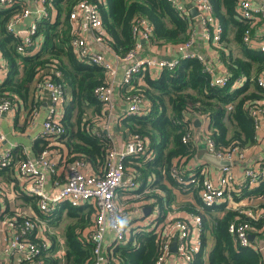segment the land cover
<instances>
[{
    "label": "trees",
    "instance_id": "16d2710c",
    "mask_svg": "<svg viewBox=\"0 0 264 264\" xmlns=\"http://www.w3.org/2000/svg\"><path fill=\"white\" fill-rule=\"evenodd\" d=\"M79 1L52 0L48 7L49 15L35 21L34 47L27 48L24 53L18 49L22 44L21 35L8 30L9 23L24 12V2L17 0L10 7L0 4V54L6 72V79L0 84V96L10 99L13 105H26L33 84L47 76L55 77L52 71H58L66 95L70 91L62 118L65 133L55 140L63 155L60 165L82 160L100 174L114 144L103 129V123L106 124L109 118L108 113L94 91L106 83L108 71L100 65L79 59L72 47L74 34L70 13ZM88 1L98 4L106 31L105 42L120 58H124L135 45L133 26L137 18H145L151 24L153 34L150 43L155 46L166 44L175 48L187 42L195 25L196 17H183L169 0ZM209 1L215 17L223 26L222 40L213 47H217L226 69L224 73L230 78L226 86L212 85L213 78L206 71L203 61L178 55L175 57L178 64L174 69L163 68L157 75L147 69L135 77L131 86L119 87L123 99L131 95L142 97L144 110L120 115L117 131L123 132L125 142L136 135L146 138L148 149L153 152L150 160L137 157L126 162L127 168L137 173L140 181V187L127 194L126 201L146 203L150 200L147 205L154 211L158 208L161 211L159 219L164 222L174 201L172 190L164 183L166 180L184 193L192 192L197 205L200 204L199 208L192 204L186 206L203 218L202 247L190 264H264L263 252L256 243L244 247L230 232L232 224L239 226L250 223L255 235L264 233V174L259 175V187L247 186L241 189L242 192L233 193L236 202L245 197L258 200L261 216L257 221L248 215L246 207L228 208L229 200L212 209H203L199 189L179 185L171 174L172 169L178 167L183 176L189 179L191 172L184 171L186 164L201 155L194 142V131H191L195 118L206 119L208 126L203 131H208V137L218 150H247L257 144L255 121L250 108L261 102L264 107V88L258 83V78L264 74V52L244 43L246 32L256 30L252 21L239 19L237 7L240 0ZM50 9L57 12L55 17ZM211 64L213 66V62ZM213 68L214 72L218 71ZM236 81L241 85L233 88ZM186 136L190 140L184 143L183 137ZM52 144L41 139L37 144L38 154L49 146L53 147ZM62 144L69 151L67 155ZM17 151L16 148L13 153L18 154ZM19 159L22 161L26 158ZM8 169L0 166V170ZM196 176L203 179L200 173ZM149 177L151 182H148ZM147 187L150 193L144 192ZM24 200L37 207L38 197H24ZM36 210L40 219L53 225H57L66 210L71 222L67 224L64 236L63 264H87L92 261L93 245L83 237V232L92 225L95 210L91 206L75 208L63 203L52 215H43L38 208ZM138 230H132L131 240L127 244H119L115 248L116 264L156 263L163 231H147L148 226L143 231ZM49 239L52 245L42 258L46 264H61V259L54 255L59 248L57 237L49 236ZM209 240H212L213 247L207 253ZM109 264L115 263L110 261Z\"/></svg>",
    "mask_w": 264,
    "mask_h": 264
},
{
    "label": "built area",
    "instance_id": "2783aa9c",
    "mask_svg": "<svg viewBox=\"0 0 264 264\" xmlns=\"http://www.w3.org/2000/svg\"><path fill=\"white\" fill-rule=\"evenodd\" d=\"M15 1L17 0H0V4L10 7ZM34 1L42 8L39 11V18L47 17L49 15L48 7L51 6L52 0ZM169 1L183 17L190 18L192 10H196V18L201 25L203 39L208 44L218 46L223 37V26L215 17L213 6L209 0ZM237 13L240 20L252 21L253 26L261 23L260 26H257L256 33L250 30L246 32L244 43L264 52V0L261 3H254V0H240ZM30 14V8L25 6L22 15L13 19L8 25L10 32L21 35L22 44L18 49L22 53L27 48H33L35 43L33 37L37 31L36 22H33L27 29H17L18 24ZM70 22L74 34L72 47L79 59L100 65L108 71L106 83L96 87L94 94L97 100L105 106L109 116L115 108L114 96L117 88L131 86L135 77L147 69L157 75L163 68L174 69L178 64L175 58L139 57L145 47L144 42H150L152 39L153 28L145 18H137L133 26L134 47L124 58L115 54L116 58L127 65L123 78L118 81L117 69L113 62L103 52L93 51L87 39L81 35V30L87 31L99 45H107L105 42L106 31L98 4L88 0L79 1L70 13ZM196 33L193 25L190 39L175 47L178 55L186 58L196 57L203 61L206 71L213 78L212 85L226 86L230 79L228 74L217 75L211 62L203 55L193 51L194 44H196ZM4 70V62L0 54V73ZM52 73L55 77L47 76L37 80L35 90L39 98H47L51 104L39 138L52 142L53 147L49 146L43 149L35 158L28 157L21 161L18 154L13 153L15 148L4 147L6 138L0 131V166L8 167L13 171L21 184V192L38 197V209L43 215H52L63 203H69L75 208L88 205L95 210L92 225L83 232V237L93 245V259L87 264H109L110 261L116 264L115 248L119 244L125 245L131 240V228L139 222L144 226L143 229L148 226L147 231L155 230L156 233L163 231L160 254L155 264H167L171 257L176 258L175 264H190L194 255L202 247L203 218L201 214L190 213L185 219L167 217L166 223L158 224L156 220L161 213L158 208L154 211L150 221L146 222V220H140L145 214L147 206L145 202L134 203L133 209L127 215L121 211L117 202L120 191L127 195L140 187L138 174L128 169L126 162L137 157H146V160L152 158L153 152L149 151V142L146 138L136 135L119 145L107 132L114 146L108 153L103 172L100 174L86 173L89 166L82 160H75L64 166L65 168H61L60 163L63 161V155L55 140L65 133L62 118L66 103V89L61 82V74L58 71H52ZM258 83L264 88V74L260 75ZM240 85V82L236 81L232 87L236 86L235 88H237ZM125 100L129 102L128 113L136 114L144 110V99L139 95L128 96ZM13 106L10 99L0 96V118L12 114ZM250 113L255 121L258 141L260 133L264 129L262 102L251 106ZM105 125V130L108 131V121ZM206 134L207 152L221 161L230 162V165L221 168L218 179L216 181L210 179L206 172L203 179H199L192 172L187 179L178 167H174L171 174L179 185L194 186L199 189L203 209H212L230 201L232 190L241 191L247 186L250 188L259 187L261 184L259 175L264 174V160L255 161L244 169L242 175H238L235 168L238 163L247 161V150L240 148L231 151L218 150L214 141L208 137V131ZM189 140L188 136L183 137L184 143ZM60 169L66 171L64 182L59 180L53 182L54 187L47 191L46 185L49 178L61 175ZM248 215L255 221L259 218L253 211H249ZM47 228L41 223L38 216L17 211L14 214L7 213L4 196L0 193V233L5 236L3 252L8 257V264H12L14 261L18 264H46L42 257L52 245L47 235L49 232ZM230 232L236 236V241L244 247L254 243L250 238V235L254 233V227L250 223H243L239 226L232 224ZM174 242L177 245L175 255L172 250Z\"/></svg>",
    "mask_w": 264,
    "mask_h": 264
},
{
    "label": "crops",
    "instance_id": "0c3cea01",
    "mask_svg": "<svg viewBox=\"0 0 264 264\" xmlns=\"http://www.w3.org/2000/svg\"><path fill=\"white\" fill-rule=\"evenodd\" d=\"M20 1H23L25 6L27 8H30L31 10L30 16L23 19L17 26V29L24 30V29H27L33 22H35L40 17L39 11L42 8L34 0H20ZM261 2L262 0H254V3H261ZM51 11H52L53 17H55V15H57V12L54 9ZM260 25L261 23H258L255 26V30H256L255 33L258 31L256 29L257 26H260ZM194 27L197 33H196V41H195L196 44H194L195 46H194L193 51L203 55L211 63L213 62V66L218 69V71L216 72L217 75L223 74L226 69L224 68V64L220 59V55L218 53L217 47H213L212 44H208L203 39L202 28L197 18H195ZM81 33H82L81 35L87 39L93 51L103 52L107 56V58H109L113 62L114 66L117 69V80L120 81L125 74V69L127 67L126 63L116 58L115 53L112 51V49L108 45H105V44L99 45L97 42L94 41L92 35L88 33L87 31L81 30ZM144 46L145 47L143 51L139 55L140 58H156V59L168 58L170 59V58H175L178 56L176 49L172 45L163 44L161 46H155L151 44L150 42H144ZM5 79H6V72L4 70L2 73H0V84L3 83ZM69 97H70V91L67 92L66 99L68 100ZM114 105H115V108H114L112 115L115 116L114 120H116V122L111 123L109 122V118H108L107 120L108 121V131L105 130L106 125L104 123H103V129L105 132L110 133V135L113 137L114 141L117 144L121 145L124 141L123 134H122L123 132L117 131L116 129L117 121L120 115L128 112L129 102H127L125 99L122 98L119 88L116 89V93L114 96ZM50 106H51L50 101L47 98H39L35 90V83H34L32 86L31 96H30V100L28 101V103L26 105L25 104H20L19 106L14 105L13 106L14 111L12 114L7 115L5 118H0V131L5 135V138H6V140L4 141V147L5 148L12 147L15 149L17 148L18 156L21 159H25L28 157L35 158L39 153L37 149L38 148L37 144L41 142V139L39 138V136L42 132L43 122L45 121L46 116L49 113ZM196 120L201 121L199 126L195 125ZM205 128H207V124L204 121H202L201 118L194 119V127H193L194 134H195L194 142L197 147V152H199V154L201 155L198 154L199 155L198 157H195L189 160L191 164L189 165V167H187L189 163L188 162L186 164V167L190 168L192 166H195L194 167L195 169L203 168V172H206L207 177L216 181L218 177L220 176V171L222 167L220 166L218 167V165H214L210 163L207 157H205V154L207 153V149L205 147L206 146L205 139L207 136H206V132L203 131V129ZM62 148H63L64 153L67 155L69 153L67 147L64 144H62ZM247 154H248L247 161L243 163H238L235 168L236 174L238 175H242L244 172V169L248 165L254 163L256 160L257 161L264 160V129L260 133L259 140L257 141L256 146L252 149L250 148L247 149ZM61 168H65L64 165H61ZM60 170H61V175L55 176L53 178L52 177L49 178L47 185H46L47 191L52 190V188L54 187L53 182L58 181V180L64 182L66 171L64 172V169H60ZM86 173L97 174L98 172H96L95 169L89 166L86 169ZM151 181L149 177L148 182H151ZM164 183L168 185V187L172 190V194L174 196V201L172 202V205L169 208L167 217L172 218V219L174 218L185 219L186 217H188L190 213H193L191 210L186 208L187 205L192 204L198 208L200 207V204L197 205L195 196L192 192L184 193L180 191L177 187L171 186L168 182H166V180H164ZM20 191H21V184L18 181L16 175H14L13 171L11 169L10 170L9 169L0 170V193L4 196L6 206L8 207L7 213L14 214V212L16 211L24 212L23 209H28L26 211L27 214H30L32 216H39L36 210V208H38L37 203H36L37 207L35 208L34 205L31 204L29 201L24 200V197H31V196L23 192L21 193ZM150 191L151 190L149 189V187L144 189V192L146 193H150ZM237 191L239 193L242 192V191L236 190L234 194H236ZM22 194H24V197L22 196ZM244 199H248V197L242 198V200ZM252 200H249V201L251 202ZM241 201L236 202L233 200L234 203L239 205L238 208L246 207L248 211H253L255 214L258 215V217L261 216L260 209H258V212H256L253 209L255 206L251 205L250 202L247 205L241 206L240 205ZM149 202L151 201L150 200L146 201V204ZM129 205H132V204H129ZM259 205L260 204L258 202V206ZM228 208H235V207H228ZM145 209H150V212L148 216H146L145 218L142 217L143 218L142 220H146V222H149L150 218L153 217L154 210L148 205L146 206ZM40 220H43V219H40ZM166 220L164 222L160 221L159 216H158L156 222L158 224H162V223H166ZM133 222L135 221L133 220ZM48 233L49 232H47V235ZM252 234L255 235V231ZM4 237H5L4 234L0 233V262L1 264H8V257L3 252L4 251ZM64 240L63 239L57 240L59 242V248H58L59 250H57V252L55 253L58 256L60 255L62 259H64L65 257L64 256L65 255ZM253 242L256 243L257 247H259L262 250L263 255H264V233L259 232L258 235H255V239ZM212 247H213V242L212 240H209L208 247H207V253L210 252ZM60 248H62V251ZM174 255H175V252H174ZM175 263H176L175 257H171L167 262V264H175ZM12 264H18V263L14 261Z\"/></svg>",
    "mask_w": 264,
    "mask_h": 264
},
{
    "label": "rangeland",
    "instance_id": "374dc122",
    "mask_svg": "<svg viewBox=\"0 0 264 264\" xmlns=\"http://www.w3.org/2000/svg\"><path fill=\"white\" fill-rule=\"evenodd\" d=\"M113 114V112H111V114H110V116L108 115V117H109V122H111V123H114V122H116V120H114L115 119V116L114 115H112ZM112 118V119H111ZM202 121H204L206 124H207V126H208V122L206 121V119H204L203 118V120ZM206 129V128H205ZM191 131H194V129H193V127L191 128ZM112 133H113V131H112ZM206 140V139H205ZM206 144V143H205ZM259 160V159H258ZM257 161V160H256ZM191 164V162H189L188 163V165H187V167H189V165ZM249 166V165H248ZM186 167V168H187ZM195 166H192V167H190V168H188L187 170L188 171H190V172H192V173H194V175L196 176L198 173H200L202 176H204L205 175V172H203V169H195L194 168ZM185 168V169H186ZM186 171V170H185ZM197 177H199V176H197ZM233 193H235V190H232L231 191V200H230V202H229V206L228 207H235V208H233V209H236V208H238V206L239 205H237L236 203H234L233 202ZM126 195L125 194H122L121 193V191L119 192V195H118V204H119V206H120V208H121V211L123 212V213H125V215H127L131 210H132V208H133V206H134V203H135V201L134 200H130V201H126ZM249 200L248 199H244V200H242L241 201V203H240V205L241 206H244V205H247V204H249ZM129 204H132V205H129ZM250 204L251 205H254L255 207L253 208L256 212H258V209L260 208L259 206H258V200L256 199V198H254L251 202H250ZM62 206V205H61ZM30 207V206H29ZM28 209H23V213H25L26 211H27ZM58 213V212H57ZM56 213V214H57ZM26 214H27V212H26ZM30 215V214H29ZM58 215V214H57ZM180 219H182V218H180ZM141 221H142V219H140ZM139 220V221H140ZM69 222H71V220L67 217V212H66V210H64V212H63V218L57 223V225H53V224H50L48 221H43V220H41V223H43L46 227H48L47 229H49V233H48V236H56L57 237V240H60V239H63L64 240V236H65V232H66V226H67V224L69 223ZM92 223H93V219H92ZM143 225L139 222V223H137V224H134L133 226H132V228H131V230H137V229H139L138 231H143L144 229H143ZM136 228V229H135ZM131 234H132V232H131ZM61 249V251H62V248H60ZM64 249V248H63ZM59 250V249H58ZM65 251V250H64ZM54 255H55V253H54ZM57 255V254H56ZM58 256V255H57ZM65 256V255H64ZM58 258H60L61 259V264H63V259H62V257L59 255L58 256ZM105 264H108V263H105Z\"/></svg>",
    "mask_w": 264,
    "mask_h": 264
},
{
    "label": "water",
    "instance_id": "95a60500",
    "mask_svg": "<svg viewBox=\"0 0 264 264\" xmlns=\"http://www.w3.org/2000/svg\"><path fill=\"white\" fill-rule=\"evenodd\" d=\"M191 13H192V15H193L194 17L197 16V12H196V10H192ZM24 36H25V35H24ZM200 123H201L200 120H196V121H195V125H196V126H199ZM205 147H206V146H205ZM205 157H207V159H208V161H209L210 163H212V164H214V165H218V167H219V166H220V167H224V166H226V165H230V162H228V161H221V160H219L218 158H216L215 156H213L212 154H210L209 152H207V153L205 154ZM149 212H150V209H145V214H144L143 218H145L146 216H148ZM250 238H251V241L253 242L254 239H255V235L252 234V235L250 236ZM172 250H173V252H176V250H177L176 242L173 243V245H172Z\"/></svg>",
    "mask_w": 264,
    "mask_h": 264
}]
</instances>
